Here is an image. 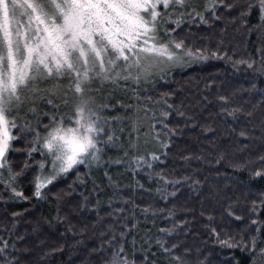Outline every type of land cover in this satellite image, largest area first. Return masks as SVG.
<instances>
[{
  "label": "snow or ice",
  "instance_id": "snow-or-ice-1",
  "mask_svg": "<svg viewBox=\"0 0 264 264\" xmlns=\"http://www.w3.org/2000/svg\"><path fill=\"white\" fill-rule=\"evenodd\" d=\"M225 19L234 25L239 22L237 31L246 38L256 36L251 52L246 49L244 55L230 56L222 40L214 50L189 41L195 35L192 26L212 28ZM209 58L224 60L234 75L243 74V82L233 85L229 94L217 95V115L234 122L244 115L252 124L258 107L262 112L259 128L253 124L238 132L245 140L260 141L255 157L227 164L264 179V0H0V200L10 205L54 199L57 220L61 205L77 214L94 213L95 218L83 223L79 232L84 235L90 229L97 239L88 249L87 264H241L235 249L248 255V264H264V220L259 219L264 213V191L251 200L248 223L239 232L226 231L215 224L214 216L207 217L208 240L219 251L209 248L208 240L198 245L187 242L189 221L178 215V209L184 213L191 209L178 204L177 197L185 187L199 195L208 178L200 179L198 168L176 177L175 169L166 165L173 137L182 132L172 117L182 118L185 127L194 117L182 103L170 102L174 91L154 97L141 87L166 81L174 70ZM49 81L61 82L41 87ZM105 85L132 92V103H121L124 115L106 114L115 106L110 95L102 94ZM214 86L210 80L205 89ZM245 94L259 100L256 104L246 100L247 108L235 103ZM202 99L206 105L212 103L207 95ZM41 104L49 110L43 111ZM42 117H48V123ZM209 144L215 147L213 141ZM249 147L243 144L240 150ZM113 149L120 154L115 159L108 156ZM226 155L218 152L209 163L220 165ZM193 158L205 159L192 154L181 157L186 162ZM111 163L124 164L134 178L143 173L156 187H145L135 179L121 185L107 171ZM101 168L112 189L106 205L95 181L91 192L77 193L86 184L81 177H91ZM30 171L33 191L28 196L18 188ZM73 172L76 179L54 192L57 183ZM212 188L218 201L231 199L218 186ZM74 194L79 196L75 204L70 203ZM145 194L151 203H142ZM23 215L9 213L8 207L0 215V264H29L25 254L31 249L24 243L26 234L19 231ZM224 215L246 219L231 205ZM157 220L163 226H157ZM142 221H150L151 226L137 239L134 233ZM68 227L77 234L74 225Z\"/></svg>",
  "mask_w": 264,
  "mask_h": 264
},
{
  "label": "trees",
  "instance_id": "trees-1",
  "mask_svg": "<svg viewBox=\"0 0 264 264\" xmlns=\"http://www.w3.org/2000/svg\"><path fill=\"white\" fill-rule=\"evenodd\" d=\"M257 22L256 17L251 18V23ZM236 25L230 23L227 19L219 21L212 28L207 26H192V32L195 35L189 37V41L197 47H203L214 50L219 41H223V48L228 55L237 57L244 55L245 50L251 52L256 42V36L246 38L237 31ZM222 28L226 31L221 32ZM187 32V28L183 29ZM247 40V44L245 43ZM215 81V86L211 91L205 89V85L210 81ZM243 82V74H233L231 66L225 63L224 60L209 58L206 61H196L189 67L176 69L170 73L166 81H158L157 83L147 87L146 94L157 96L159 93L174 91L175 96L169 98L179 104L182 103L184 110L194 117L193 122L185 127V121L179 117H172L173 124H179L182 132L173 137V144L170 149L169 158L166 167L171 170L175 169L176 177H179L195 169H200L198 177L203 179L208 178L204 184L203 190L199 195L194 194L188 188H184L177 197V203L183 205L191 211L184 213L178 209V215L189 221L190 234L187 237V242L190 244H201L202 241L208 240V229L205 225L208 223L207 217L212 215L215 217V224L229 232H239L245 228L248 223L247 208L250 202L256 199L257 194L264 191V179L253 178L247 170H234L227 164L228 160L233 162H242L249 158H254L259 151L260 141H248L238 136V132L242 127L252 128L253 124L259 128V122L262 118V112L258 107L252 124H248V117L240 115L238 121H233L231 118L224 120L218 113V104L216 97L219 94L227 95L231 92V88L235 84ZM105 85L103 90L104 96H111L110 103L115 106L114 110L109 109L107 115L122 116L125 109L121 107V103L127 105L132 103V92L125 90L123 87H115ZM207 95L212 101L211 104H205L203 96ZM250 100L252 104H256L259 100L258 96H249L245 94L238 97L235 103L249 107L245 103ZM43 111H48L50 106L40 105ZM44 123H48V117H42ZM71 126V124H69ZM205 128H212L214 132H205ZM231 128H236V132H232ZM259 135V132L256 133ZM209 141H213L215 147H211ZM243 144H250L249 149L240 150ZM151 146H149L150 148ZM227 153L225 162L220 165L209 163L216 153ZM192 154L203 155L204 160L184 161L181 157ZM119 152L115 149L108 152V156L113 159L119 156ZM22 158V154L17 156V159ZM84 169L81 167V172ZM104 168L93 171L91 177L82 176L81 180L86 181L85 185H81L77 189V193L83 191L88 194L93 190V181L99 186L102 203L106 205L108 197L111 195V186L108 179L104 175ZM109 175L113 180H118L121 185L132 184L135 180H139L145 187L155 188L156 184H150L147 177L141 173L135 178L126 171L124 164L111 163L107 167ZM217 173H220L218 176ZM34 173L29 172L27 176L20 181L18 190L23 191L25 195L31 196L33 185L29 183ZM75 173H70L67 178L61 179L53 191L66 187L67 184L75 180ZM79 184V181H77ZM212 186L221 188L222 195L231 199H218L213 194ZM171 190V189H170ZM79 200V196L74 194L70 199V203L75 204ZM142 203H151L150 197L145 194ZM231 205L237 215L246 217L244 221H236L232 217L222 214ZM4 207H8V212L12 211L24 213L19 224V231L26 234L24 243L31 249L25 254V259L29 264H87L86 256L88 249L97 243V239L93 236L91 230L84 235H80V228L83 223H90L94 218V213L81 212L79 214L72 212L67 205H61V219H56L57 202L54 199H31L30 201H17L7 205L4 200H0V215L4 213ZM25 209L28 211L25 212ZM204 215H201V212ZM67 215L68 220L64 221L63 217ZM259 219L264 220V213H261ZM50 221V223H49ZM75 226L77 234H73L69 230L68 225ZM150 221H142L140 227L134 235L137 239L143 236L147 227H150ZM157 226H163L161 221L157 220ZM33 229H36L33 231ZM155 231V228H153ZM132 237L129 236V240ZM209 248H215L214 243L208 240ZM56 249V251H52ZM62 249V250H61ZM219 251L218 248H215ZM235 257L241 261V264H248V255L240 249L233 250ZM48 253L47 255H45ZM214 264L216 262L214 261Z\"/></svg>",
  "mask_w": 264,
  "mask_h": 264
},
{
  "label": "rangeland",
  "instance_id": "rangeland-1",
  "mask_svg": "<svg viewBox=\"0 0 264 264\" xmlns=\"http://www.w3.org/2000/svg\"><path fill=\"white\" fill-rule=\"evenodd\" d=\"M194 63V62H193ZM58 82H61V81H49L47 84H41V87H52V85L54 84V83H58ZM108 86H111V85H108ZM107 86V87H108ZM73 125H67V127H72Z\"/></svg>",
  "mask_w": 264,
  "mask_h": 264
}]
</instances>
